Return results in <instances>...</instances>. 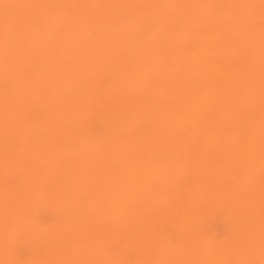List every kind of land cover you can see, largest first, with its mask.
<instances>
[{
    "label": "rangeland",
    "instance_id": "374dc122",
    "mask_svg": "<svg viewBox=\"0 0 264 264\" xmlns=\"http://www.w3.org/2000/svg\"><path fill=\"white\" fill-rule=\"evenodd\" d=\"M252 1L0 0V264H264V0Z\"/></svg>",
    "mask_w": 264,
    "mask_h": 264
},
{
    "label": "bare ground",
    "instance_id": "6f19581e",
    "mask_svg": "<svg viewBox=\"0 0 264 264\" xmlns=\"http://www.w3.org/2000/svg\"><path fill=\"white\" fill-rule=\"evenodd\" d=\"M55 1H56V0H55ZM79 1H81V0H79ZM158 1H159V0H158ZM253 2H254V1L251 0V5H252ZM52 3H53V2H52ZM54 3H56V2H54ZM84 3H85V1H84ZM84 3H83V5H84ZM88 3H89V2H88ZM158 3H160V2H158ZM64 4H66V3H64ZM80 4H81V2H80ZM89 4H90V3H89ZM57 5H58V3L56 4V7H57ZM66 5H67V4H66ZM86 5H87V4H86ZM95 5H96V4H95ZM91 6H93V5H91ZM93 7H94V6H93ZM59 8H60V7H59ZM89 8H91V7H89ZM95 8H96V7H95ZM57 9H58V8H57ZM65 9H66V10H69V8H68V9L65 8ZM92 9H93V8H92ZM53 10H54V8H53ZM70 10H71V9H70ZM92 11H93V10H92ZM50 12H51V10H50ZM50 12H49V13H50ZM54 12H55V11H54ZM68 12H69V11H68ZM51 13H52V12H51ZM93 13H94V12H93ZM93 13H91V14L93 15ZM210 13H211V12H210ZM76 14H77V13H76ZM76 14H75L74 16H76ZM77 16H78V15H77ZM49 17H50V16H49ZM53 17H54V16H53ZM53 17H52V18H53ZM88 17H89L90 20L87 21L86 18H88ZM92 17H94V16H91V17H90L89 15L86 16V18H84V20H85L84 23H85L86 21H87L86 24H87L89 21H91V22L95 21L96 19H95V20H91ZM46 18H47V20H48V17H47V16H46ZM52 18H51V19H52ZM54 18H55V17H54ZM79 18H80V16H79ZM79 18H78V19H79ZM95 18H96V17H95ZM70 19H71V18H70ZM76 19H77V18H76ZM93 19H94V18H93ZM65 20H68V19L65 18ZM51 21H52V20H51ZM69 21H70V20H69ZM71 21H72V19H71ZM71 21H70V22H71ZM73 22H74V18H73ZM78 22H79V21H78ZM81 22H82V21H81ZM81 22H80V24H82ZM95 22H96V21H95ZM95 22H93V23H95ZM222 22H223V21H222ZM222 22H221V23H222ZM86 24H85V25H86ZM97 24H98V23H97ZM97 24H96V25H97ZM75 25H76V23H75ZM88 25H89V24H88ZM46 26H47V25H46ZM50 27H51V26H50ZM78 27H79V26H77V28H78ZM87 27H88V26H87ZM52 29H53V28H52ZM50 30H51V29H50ZM75 30H76V29H75ZM70 31H71V30H70ZM70 31H69V33H71V34H70L69 36L73 35L72 32H70ZM79 31H80V30H79ZM45 33H46V32H45ZM78 33H79V32H78ZM78 33H77V34H78ZM108 34H109V33H108ZM60 35H61V34L59 33V36H60ZM62 35H63V34H62ZM109 35H110V34H109ZM109 35H108V36H109ZM44 36H45V35H44ZM44 36H43V37H44ZM57 36H58V34H57ZM59 36H58V39H60V38L62 37V36H61V37H59ZM64 36H65V35H63V37H64ZM46 38H47V37H46ZM44 39H45V38H44ZM76 39H77V38H76ZM67 40H69V39H67ZM44 41H45V43H46V40H44ZM48 42H49V41H48ZM83 42H84V41H83ZM92 42H93V41H92ZM49 43H50V42H49ZM84 43H86V42H84ZM43 44H44V43H43ZM92 44H93V43H92ZM49 45H50V44H49ZM49 45H45V46H49ZM89 45H90V44H89ZM90 46H91V45H90ZM112 46H113V45H112ZM112 46H111V48H112ZM87 47H88V45H87ZM46 48H47V47H46ZM89 48H90V47H89ZM89 48H88V49H89ZM94 48H95V47H94ZM94 48H93V49H94ZM113 48H114V47H113ZM96 49H97V48H96ZM104 49H106V48H104ZM94 50H95V49H94ZM99 50H100V48H99ZM106 50H107V49H106ZM106 50H105V51H106ZM108 50H109V49H108ZM115 50H116V47H115ZM89 51H91V49H90ZM89 51H88V52H89ZM105 51H104V53H105ZM120 51H121V50H119L118 52H120ZM92 52H93V50L90 52V54H91ZM100 52L103 53V51H100ZM109 52H111V50H110ZM112 52H114V51H112ZM97 53L99 54V51H97ZM102 53H101V54H102ZM92 54H93V57H94V55H95L94 58H96V53H92ZM98 54H97V57H98ZM101 54H100V55H101ZM113 54H114V53H113ZM118 54H119V53H118ZM44 55H45V54H44ZM44 55H43V56H44ZM46 55H47V54H46ZM100 55H99V57H100ZM102 55H103V54H102ZM108 55H109V54H108ZM115 55H116V54H115ZM1 56H2V55H1ZM43 56H42V57H43ZM44 57H45V56H44ZM52 57H53V56H52ZM99 57H98V58H99ZM105 57H106V53H105ZM105 57H102V58H105ZM116 57H117V56H116ZM50 58H51V57H50ZM50 58H49V60H50ZM102 58H101V60H102ZM0 59H1V57H0ZM52 59H53V58H52ZM91 60H92V58H91ZM91 60H90V61H91ZM101 60H100V62H101ZM37 61H38V60H37ZM43 61H44V63H45L46 59H43ZM47 61H48V59H47ZM93 61H94V63H95V60H93ZM93 61H91V63H92ZM38 62H39L40 65H41V61H38ZM98 62H99V59H98ZM100 62H99V65H100ZM94 63H92V65H93ZM96 64H97V60H96ZM119 64H120V63H119ZM127 64H128V62H127ZM122 65H124V64H122ZM129 65H131V64H129ZM126 66H127V65H126ZM125 68H126V67H125ZM74 69H75V68H74ZM127 69H128V68H127ZM127 69H126V70H127ZM38 70H39V69H38ZM71 70H73V67L71 68ZM77 70H78V69H77ZM129 70H130V68H129ZM78 71H79V70H78ZM82 71H84V69H82ZM67 72H68V71H67ZM67 72H66V74L69 73V72H68V73H67ZM79 72H80V71H79ZM22 73H23V72H22ZM75 73H77V72H75ZM94 73H95V72H93V74H91V75H94ZM18 74H20V72H17V75H18ZM17 75H16V73H15V76H17ZM21 75H22V74H21ZM23 75H24V73H23ZM96 75H97V74H96ZM7 76H9V75L7 74ZM7 76H6V77H7ZM10 76H11V73H10ZM12 76H14V73L12 74ZM15 76H14V78H16ZM68 76H70V73L68 74ZM98 76H99V75H98ZM122 76H123V74L121 73V77H122ZM124 76H125V75H124ZM9 78H11V77H8L7 79H9ZM87 78H88V77H87ZM87 78H85V79H87ZM9 80L11 81V80H14V79H13V77H12V79H9ZM70 81H71V76H70ZM123 81H124L123 83L125 84L126 80H123ZM69 83H70V82H69ZM128 83H129V82H128ZM132 83H133V82H132ZM130 84H131V82H130ZM135 84H136V83H135ZM57 85H58V84H57ZM22 86H23V85H22ZM24 86H25V85H24ZM24 86L20 89L21 91L24 89ZM27 86H28V85H26V87H27ZM129 86H130V85H129ZM28 87H29V86H28ZM124 87H125V86H124ZM132 87H134L133 84H132ZM75 89H76V88H75ZM75 89H74V90H75ZM74 90H73V91H74ZM129 90H130V89H129ZM76 91H77V90H76ZM29 92H30V91H29ZM20 93H21V92H20ZM23 93H25V90H24ZM75 93L77 94V92H75ZM17 94H19V92H17ZM24 95L31 96L32 94H31V95H29V94H24ZM16 96H19V95H16ZM25 97H26V96H25ZM21 98H23V96L21 97V95H20V99H21ZM17 99H19V97H17ZM20 116H21V115H20ZM20 116H19V119L22 118V116H21V117H20ZM4 119H5V118H4ZM5 120H6V119H5ZM17 123H20V121H18ZM161 123H162V122H161ZM161 123H160V127H161ZM162 124H163V123H162ZM22 125H23V124H22ZM164 127H165V126H164ZM166 127H167V125H166ZM15 129L17 130V128H15ZM18 132H19V128H18ZM34 133H35V132H34ZM36 133H37V131H36ZM34 135H35V134H33V137H32V134H31V138L35 139ZM33 139H32V141H33ZM30 145H31V144H30ZM30 145H28L27 147H29ZM120 149H121V148H120ZM54 150H55V149H54ZM121 150H122V149H121ZM121 150H119V152H123V151H121ZM33 151H35V150H33ZM35 152H39V151L36 150ZM40 152H41V151H40ZM31 153H34V152L31 151ZM41 153H43V152H41ZM52 153H53V152H52ZM43 154H44V153H43ZM39 155L42 156V154H39ZM41 156H40V157H41ZM52 156H53V155H52ZM120 156H121V155H120ZM123 156H124V155H123ZM26 157H30V158H29V161H31V160L34 159V157H32V159H31V156H26ZM26 157H25V158H26ZM46 157H47V156H46ZM66 157H67V156H66ZM125 157H126V155H125ZM41 158H43V156H42ZM67 158L70 159L69 157H67ZM111 158L114 159L112 156H111ZM30 159H31V160H30ZM35 159H36V156H35ZM126 159H129V157H127ZM27 160H28V159H26V161H27ZM123 160H125V159H123ZM29 161H27V162L30 163ZM33 161H34V160H33ZM35 161H37V159H36ZM67 161H68V160H65L66 163H68ZM73 161H74V160H73ZM73 161H72V162H73ZM75 161H76V160H75ZM75 161H74V162H75ZM22 162L24 163V160H23ZM22 162H21V163H22ZM27 162H26V163H27ZM41 162H42V160H41ZM41 162H40L39 164H38L37 162L35 163V165L37 164V165L39 166V168H38V171H39V172L41 171V168H42V170H44V166L40 168V166H41ZM51 162L53 163V161H50V162L48 161L47 164L49 163V164H51V165L53 166L54 163H55V161H54L53 164H52ZM74 162H73V163H74ZM77 162H78V161H77ZM21 163L19 164V167H20ZM23 163H22V164H23ZM26 163H25V164H26ZM28 163H27V165H24L25 168H26V166L29 165ZM70 163H71V161H70ZM78 163H80V162H78ZM30 164H32V163H30ZM47 164H46V166L49 165V164H48V165H47ZM55 164H56V163H55ZM57 164H58V163H57ZM57 164H56V165H57ZM71 164H72V163H71ZM74 164H75V163H74ZM87 164H88V162H87ZM87 164H86V166H87ZM3 165H5V164H3ZM32 165H33V164H32ZM37 165H36V166H37ZM56 165H55V166H56ZM64 165H65V164H64ZM69 165H70V164H69ZM78 165L80 166L81 164H78ZM90 165H91V164H90ZM0 166H1V164H0ZM17 166H18V164H17ZM17 166L15 167L16 170H18V169H17V168H18ZM49 166H50V165H49ZM73 166H74V165H72L71 168H73ZM81 166H83V165H81ZM81 166H80L79 169H82ZM86 166H83V167L86 168ZM88 166H89V165H88ZM4 167H6V166H4ZM30 167H31V165H30ZM30 167H29V168H30ZM59 167H60V165H59ZM59 167H58V168H59ZM65 167H66V166H65ZM67 167H69V166H67ZM11 168H12V167H11ZM27 168H28V167H27ZM29 168H28V169H29ZM32 168H35V166L33 165ZM32 168H31V169H32ZM45 168H46V167H45ZM52 168H53V167H52ZM55 168H56V167L53 168L54 171H51V174H50V176H51V177H50L51 180H50V181H53V179H52V175H53L54 173H56V169H55ZM58 168H57V169H58ZM61 168L64 170V167H62V165H61V167L59 168V170H57V171H58V174H59V171H61V170H60ZM89 168H90V167H88V169H89ZM3 169H5V168H3ZM22 169H24L23 166H22ZM31 169H30V171H31ZM47 169H48V168H46L45 173H46V175L48 176L49 174H47V173H48L49 170L47 171ZM50 169H51V168H50ZM75 169H77V168H75ZM88 169H87V170H88ZM24 170H25V169H24ZM72 170H73V169H72ZM77 170H78V169H77ZM0 171H1V169H0ZM2 171H3V170H2ZM5 171H6V170H5ZM25 171H26V170H25ZM25 171L23 172L24 174L27 173V172H25ZM34 171H35V170H34ZM46 171H47V172H46ZM68 171H69V169H68ZM70 171H71V169H70ZM11 172H12V171H11ZM11 172H10V173H11ZM52 172H53V174H52ZM72 172H73V171H72ZM75 172H76V170H75ZM77 172H79V171H77ZM82 172H83V169H82ZM82 172H81V173H82ZM91 172H92V175H93V172H94V171L91 170ZM29 173L31 174V172H28V174H29ZM36 173H37V171H36ZM43 173H44V172H43ZM45 173H44V174H45ZM49 173H50V172H49ZM61 173H62V171H61ZM68 173L70 174L71 172H68ZM84 173H85V172H84ZM84 173L81 174V177H82V175H83ZM94 173H95V172H94ZM124 173H126V172H124ZM39 174L44 175V174H42V173H38V176H39ZM58 174H57V173L55 174V175H56L55 178H57V175H58ZM65 174H66V173H65ZM65 174H64V175H65ZM69 174H68V175H69ZM71 174H73V173H71ZM74 174H76V173H74ZM77 174H79V173H77ZM77 174H76V177H77ZM35 175H36V174H34L33 176H32V175H28V176H32L33 178H32V177H31V178L34 180ZM62 175H63V173H62ZM79 175H80V174H79ZM86 175H87V174H86ZM95 175H96V174H95ZM13 176H15V175L13 174ZM28 176H27V177H28ZM69 176H70V175H69ZM69 176H68L67 179H69ZM101 176H102V174L100 175V177H101ZM16 177H17V176H16ZM43 177H44V176H41V178H43ZM78 177L80 178V176H78ZM84 177H85V174H84ZM93 177L95 178V176H93ZM97 177H99V176H97ZM46 178H48V177H46ZM64 178L66 179V177H64ZM72 178H74V177L71 176L70 179L73 180ZM85 178H86V177H85ZM102 178H103V177H102ZM105 178H106V177H105ZM14 179H15V177H14ZM17 179H18V180L21 179V181H23L22 178L17 177ZM17 179H16V182L18 183ZM23 179H24V175H23ZM48 179H49V178H48ZM59 179H60V178H59ZM65 179H63V180L65 181ZM76 179H77V178H76ZM76 179H75L74 181H76ZM81 179H84V178H81ZM11 180H13V179L11 178ZM11 180H10V181H11ZM24 180H25V179H24ZM55 180H56V179H54V181H55ZM57 180H58V179H57ZM71 180H69L70 183H72ZM104 180H106V179H104ZM110 180H111V178H109L107 184H109V181H110ZM21 181H20V182H21ZM35 181H36V184H37V178H36ZM41 181H42V179H41ZM58 181H59V180H58ZM58 181H57V182H58ZM77 181H80V179L77 180ZM83 181H84V180H83ZM12 182H15V181H12ZM12 182H10V185L12 184ZM16 182L13 183V185H14V184H17ZM20 182H19V183H20ZM24 182H26V181H23L22 184H24ZM28 182H30V181H28ZM45 182H46V181H45V178H44L43 181H42V183H45ZM59 182H60V181H59ZM2 183H4V182H2ZM26 183H27V182H26ZM30 183H31V182H30ZM42 183H41V184H42ZM53 183H54V182H53ZM61 183H62V182H60V184H61ZM63 183H64V182H63ZM63 183H62V184H63ZM65 183H66V185H67V184L70 185V183H68V181L65 182ZM75 183H76V182H75ZM88 183H89V182H88ZM20 184H21V183H20ZM32 184H33V183H32ZM60 184L58 183V185H60ZM72 184H73V183H72ZM76 184H77V183H76ZM81 184H82V183L80 182V185H81ZM110 184H111V181H110ZM13 185H12V186H13ZM17 185H18V184H17ZM34 185H35V184H33V186H34ZM42 185H44V184H42ZM55 185H57L56 182L54 183V186H55ZM58 185H57V187H56L55 189H58ZM68 185H67V186H68ZM80 185H79V186H80ZM22 186H23V185H22ZM71 186H72V185H71ZM79 186H78V184H77V186L75 187V184H74L73 187L77 188V187H79ZM90 186H91V184H90ZM19 187H20V186H18V188H19ZM36 187L38 188L39 186H36ZM44 187H47L46 184H45ZM44 187H42V188H44ZM63 187H64V186H63ZM73 187H72V188H73ZM12 188H13V187H12ZM18 188H17V189H18ZM59 188H61V190H63L61 193H59V195H60V194H63V192H65L64 189L62 188L61 185L59 186ZM65 188H66V189H67V188L69 189V187H65ZM70 188H71V187H70ZM79 188H80V187H79ZM79 188H77V189H79ZM20 189L22 190V187H21ZM31 189H32V188L27 189V191H28V190H31ZM38 189H39V188H38ZM40 189H41V187H40ZM55 189H54V190H55ZM80 189H81V188H80ZM13 190H14V188H13ZM25 190H26V189H25ZM43 190H45V189H43ZM14 191H16V190H14ZM17 191H19V190H17ZM31 191L33 192L34 189H32ZM31 191H30L31 196H33V195L35 196V195L37 194L36 191H34V193H36V194H34V193L32 194ZM38 191H39V190H38ZM83 191L85 192V190H83ZM88 191H89V190H87V193H89ZM22 192H23V197H25L26 195L24 194V191H22ZM40 192H42V189H41V191H39L38 193H40ZM44 192H45V191H44ZM54 192H55V191H54ZM80 192H81V190H80ZM80 192L78 191L79 195L83 194V192H82V193H80ZM93 192H94V188H93ZM14 193H16V192H14ZM14 193H13V195H14ZM25 193H26V192H25ZM28 193H29V192H27V194H28ZM78 193H77V198L79 197V200H80V196H78ZM30 194H29L27 197H29ZM103 194H104V193H103ZM103 194H101V196H102ZM24 195H25V196H24ZM54 195H56V193H55ZM54 195H53V196H54ZM59 195H58V196H59ZM34 196H33V197H34ZM53 196H51V197H53ZM56 196H57V195H56ZM56 196H55V197H56ZM101 196H100V197H101ZM104 196H105V195H103V197H104ZM23 197H22V198H23ZM27 197H26V198H27ZM38 197H39V196H38ZM19 198H20V200H21V196H20ZM29 198H30V199H28V200L30 201V200H31V197H29ZM35 198H36V197H35ZM62 198H64V197H62ZM92 198H93V197H91V200H92ZM105 198H106V196H105ZM48 199H49V198H48ZM22 200L27 201V200H25V198H23ZM22 200H21V204L23 203ZM51 201H52V199H51ZM51 201H50V202H51ZM106 201H107V200H106ZM18 203H19V200H18ZM79 203H80V202H79ZM92 203H93V202H92ZM96 203H97V202H96ZM29 204H30V203H29ZM81 204H83L82 201H81ZM93 204H94V203H93ZM24 205H25V204H24ZM95 205H97V204H95ZM95 205H93V207H94ZM90 206H91V205H90ZM90 206H89V207H90ZM89 207H88V208H89ZM91 207H92V206H91ZM93 207H92V210L94 209ZM96 208H97V207H96ZM19 209L21 210L20 207H19ZM87 211H88V210H87ZM17 212H19V211L17 210ZM65 221H66V220H65ZM69 222H70V221H69ZM70 223H73V220H72ZM63 224L65 225L66 223H63ZM73 224H74V223H73ZM77 224H78V223H77ZM83 224H84V223H83ZM71 226H72V225H71ZM75 226H76V225H75ZM62 227H63V226H62ZM64 227H66V226H64ZM64 227H63V228H64ZM68 227H69V226H68ZM59 228H60V232H61V227L59 226ZM63 228H62V231H68V230H63ZM72 228H74V227H71V229H72ZM81 228H83V225H81ZM64 229H65V228H64ZM71 229H70V230H71ZM57 230H58V229H57ZM77 230H78V229H76L75 231H77ZM79 230H80V229H79ZM79 230H78V232H79ZM55 232L57 233V235L59 234L58 231H55ZM81 232H83V230H82ZM63 233H65V232H63ZM69 233H70V232H69ZM69 233H68V234H69ZM35 234H36V233H35ZM37 234H38V233H37ZM44 234H45V233H43V236L46 237V235H44ZM46 234H47V233H46ZM50 234H51V233H50ZM53 234L55 235V233H53ZM60 234H61V233H60ZM75 234H77V233L75 232ZM78 234H80V233H78ZM54 235H53V236H54ZM57 235H56V238L58 237ZM63 235H65V234H63ZM35 236H38V235H35ZM40 236H42V233H41ZM53 236H52V235H51V236L49 235V236H48V237H49V240H50V238L53 237ZM59 236H60V235H59ZM65 236H66V235H65ZM71 236H72V235H71ZM71 236H70V234H69V237L72 239ZM76 236H77V235H76ZM30 237H31V236H30ZM79 237H80V235H79ZM42 238H43V237H42ZM46 238H47V237H46ZM53 238H54V237H53ZM29 239H32V238H29ZM58 239H60V241H61V236H60V238H58ZM63 239H64V238H63ZM65 239H67V238H65ZM46 240H47V239H46ZM49 240H48V241H49ZM73 240H75V238H74ZM84 240H86V237H85ZM84 240H83V243L85 242ZM48 241H47V242H48ZM76 243H77V242H76ZM79 243H80V242H79ZM85 243H86V242H85ZM58 244H59V243H58ZM48 245H49V244H48ZM91 245H92V244H91ZM50 246H53V245H50ZM50 246H49V247H50ZM96 246H97V245H96ZM45 247H46V245H45ZM82 247H83V246H82ZM88 247H89V246H88ZM91 247H92V246H91ZM83 248H84V247H83ZM93 248H94V246H93ZM100 248H101V247H100ZM138 248H139V247H138ZM73 249H74V248H73ZM79 249H80V248H79ZM136 249H137V248H136ZM155 249H157V247H156ZM155 249H154V250H155ZM158 249H159V248H158ZM77 250H78V248H77ZM81 250H82V248H81ZM90 250H91V249H90ZM94 250H95V249H94ZM98 250H99V249H98ZM102 250H103V249H102ZM137 250H138V249H137ZM140 250H141V249L139 248V251H140ZM159 250H161V249H159ZM159 250H158V253H159V255H161L160 252H159ZM163 250H164V248H163ZM166 250H167V249H166ZM82 251H83V250H82ZM92 251H93V250H92ZM92 251H91V252H92ZM95 251H96V250H95ZM95 251H93L92 254H94ZM142 251H143V250H142ZM91 252H90V253H91ZM100 252H101V251H100ZM102 252H103V251H102ZM155 252L157 253V251H155ZM79 253H81V251H80ZM86 253H87V252H86ZM146 253H147V252H146ZM150 253L152 254V252H150ZM153 253H154V252H153ZM156 253H154V256H155ZM172 253H173V252H172ZM73 254H75V252H74ZM140 254L145 255V253H142V252H141ZM140 254L137 253V255H140ZM76 255H77V254H76ZM168 255H169V253H168ZM95 256L97 257V255H95ZM100 256H101V255H100ZM104 256H105V255H104ZM145 256H147V254H146ZM154 256L152 255V257H154ZM170 256H171V255H170ZM174 256H175V255H174ZM71 257H72V256H71ZM79 257H80V255H79ZM118 257H119V256H118ZM152 257H151V258H152ZM158 257H159V256H158ZM161 257H162V256H161ZM172 257H173V256H172ZM172 257H171V258H172ZM91 258H93V256L90 257V259H91ZM115 258H116V257H114V259H115ZM139 258H140V257H139ZM154 258H156V257H154ZM73 259H74V257H73ZM73 259H72V260H73ZM75 259H76V258H75ZM75 259H74V260H75ZM83 259H84V258H83ZM105 259H106V258H104V260H105ZM119 259H121V258H119ZM144 259H145V258H144ZM164 259H167V258H164ZM164 259H163V260H164ZM169 259H170V258H169ZM97 260H98V258H97ZM115 260H117V259H115ZM115 260H114V261H115ZM93 261H94V260H93ZM157 261H159V260H157ZM12 262H13V261H12ZM68 262H69V261H68ZM75 262H76V261H75ZM104 262H105V261H104ZM116 262H117V261H115V263H116ZM121 262H122V261H121ZM123 262H124V261H123ZM153 262L157 263V262L154 261V260H153ZM70 263H71V262H70ZM99 263H100V262H99ZM101 263H102V262H101ZM109 263H111V262H109ZM135 263H136V262H135ZM137 263H138V262H137ZM167 263H168V262H167ZM167 263H165V264H167ZM118 264H120V262H119ZM132 264H133V263H132ZM138 264H139V263H138ZM143 264H144V263H143Z\"/></svg>",
    "mask_w": 264,
    "mask_h": 264
}]
</instances>
